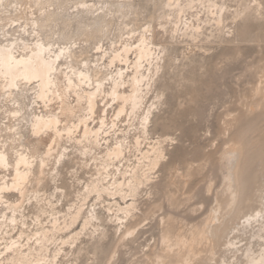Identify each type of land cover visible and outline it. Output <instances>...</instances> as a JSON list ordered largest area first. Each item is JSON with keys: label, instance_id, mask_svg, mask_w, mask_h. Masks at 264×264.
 Wrapping results in <instances>:
<instances>
[{"label": "rangeland", "instance_id": "obj_1", "mask_svg": "<svg viewBox=\"0 0 264 264\" xmlns=\"http://www.w3.org/2000/svg\"><path fill=\"white\" fill-rule=\"evenodd\" d=\"M79 1L63 0V4L72 8ZM160 1L134 0L133 8L126 14L115 10L109 30L99 39L112 51L119 48L127 37H134L135 41L142 29L153 26L162 58L161 68L152 78L143 108L145 115L152 111L148 133H141L143 114L139 117L130 113L124 115L117 128L110 130L109 145L114 146L118 139L125 140L128 155L127 161L110 168L108 181L124 183L123 192L129 195L126 187L128 175L124 176L123 172L137 165L138 150L146 151L160 145L165 157L152 172L146 171L149 181L134 198L129 196L124 200L120 195H104L99 199L94 193L89 194L88 189L99 178L98 170L103 163L101 159L106 145L102 151H97L98 160L95 162L92 159L94 154L80 157L73 149V143H62L71 150V158L61 166L58 176L53 172L45 184L34 185V193L29 196L31 200L26 199L24 208L29 227L26 232L31 236L40 230L41 225L50 228L51 214L56 211L68 215L85 204L80 222L70 231L64 230L56 235L59 243L60 238L67 240L80 232L84 217L90 216L96 207L101 220L95 222L98 230L88 227L82 231L76 245H66L68 255L63 264H248V255L255 257L264 251V234L262 238L255 236L259 224L254 225V230L243 228L248 225L247 218L255 215L259 203L253 204L251 209L242 206L235 207L234 211L226 209L228 195L224 188L225 162L222 160L223 152L231 146V139L236 134L248 131L249 138L260 140V145L264 146V0H215L224 7V22L220 25L210 14L208 0H199L193 9L180 17L184 20L186 15L191 22L202 27L198 34L189 31L188 36H185L184 26L176 19L175 12ZM30 13L29 6H16V3L9 2L0 8L3 24L17 32L25 26ZM88 18L81 17L78 19L80 23L76 21L68 27L59 21L53 29L54 39L67 38L71 43H77V51L82 55L79 64L87 61L91 65H101L100 55L95 54L99 39L97 42L87 41L82 36ZM111 71L105 72L107 79H110ZM28 101L26 105L30 103ZM71 101L75 102L76 98L72 97ZM103 105L101 103L100 112ZM117 108L115 105L109 112L110 127ZM0 115L5 117L6 114ZM72 123L78 124L76 119ZM92 126H96L95 123ZM20 127L28 142H32L28 124L24 122ZM80 134L81 130L75 136L79 138ZM138 138L139 147L136 146ZM54 149L61 151L60 147ZM44 151L45 145L41 147V152ZM260 152L258 148L249 154L248 166L252 168L248 174L257 173L264 195V174L258 171L261 161L256 160ZM254 162L257 164L253 165ZM52 194L56 197L52 199L57 205L54 208L47 201L37 200L47 199L46 195ZM127 202L134 203L132 215L128 218L119 212V206L125 208ZM69 218L66 219L70 224ZM118 219H123L122 225ZM203 230H207L206 240L193 242L195 235ZM13 233V237L18 236V231ZM192 242L195 243L193 248ZM55 248L50 245L51 252Z\"/></svg>", "mask_w": 264, "mask_h": 264}, {"label": "bare ground", "instance_id": "obj_2", "mask_svg": "<svg viewBox=\"0 0 264 264\" xmlns=\"http://www.w3.org/2000/svg\"><path fill=\"white\" fill-rule=\"evenodd\" d=\"M161 1L167 9L175 12L176 19L178 18L181 26H184L182 30L185 36L189 31L192 34L199 33L202 29L200 25L191 22L186 15L184 20L180 18L187 10L193 9L199 0ZM9 2L16 3V6H29L31 13L30 17L26 18L25 26H19L18 32L3 24L0 17V114L3 112L6 114L5 117L0 115V264H63L68 255L66 245L69 243L76 245L82 231L88 227L98 230L99 226H96L95 222L101 220L96 207L92 209L90 216L84 217L80 232L74 233L67 240L60 238L58 243L56 235L64 230L70 231L83 218L85 204L68 215L56 211L51 214L50 228L41 225L40 230L30 236L26 232L29 227L24 202L27 198L31 200L29 196L34 193V185L45 184L53 172L59 175V169L69 159L71 153L66 146H62L63 142L73 143V149H76L80 157L94 154L92 159L95 162L98 160L97 151L106 145V152H101L104 154L103 159L99 157L103 161L99 167L101 169H97L99 178L91 188L88 187L89 194L94 193L99 199L104 195L110 197L120 195L124 200L129 196L133 198L136 196L145 182L149 181L146 171L152 172L156 169L165 157L164 153L159 148L160 145L152 146L146 151L138 150L137 165L128 167L130 171L123 172L124 176L128 175L126 187L130 194L126 195L123 192L124 183L117 181L110 183L108 180L111 177L110 168L115 167L116 163L127 161L128 144L125 140L118 139L114 146H110L108 138L110 130L117 128L120 118L129 113L136 117L143 114L140 119L141 133L143 135L148 133L152 111L149 110L145 115L143 108L152 78L161 68V49L159 43L155 42V29L151 28L153 26H147L139 31L135 41L134 37H127L119 48L112 51L102 45L101 39L106 30H109L114 11L128 13L133 8L134 0H81L72 8L64 6L63 0H2L0 8ZM208 2L210 14L216 17V24L220 25L224 22L223 5H219L215 0ZM84 16L89 17V22L84 26L82 36L87 41H96L101 37L98 40L99 44L95 46V54L100 55L101 65L95 63L91 65L92 63L87 61L79 64L82 55L77 51L79 49L77 43L74 41L71 43L67 38L58 37L56 41L54 39L53 29L58 26L59 21H63L68 27ZM176 23L175 21L177 26ZM109 70L113 71L109 73L110 79H107L106 73ZM72 97L76 98L75 102L71 101ZM27 100L30 101L28 105ZM101 103L104 105L100 112ZM115 105L118 108L110 127L108 115ZM81 111L87 114L79 115ZM75 119L78 124L72 123ZM24 122L29 126L32 142H28L21 132L20 126ZM92 123L96 126H92ZM79 130L81 134L77 138L75 135ZM246 132L234 135L231 139L232 144L230 142L231 146L229 145L222 155L225 162L223 182L228 195L226 209L231 208V211H234L237 206L251 209L253 204L258 202L260 206L256 207L255 215L247 218L248 225L243 228L250 227L254 230L256 227L254 225L258 223L255 236L262 238L264 195L257 173L256 175L253 173L252 176L248 174L252 168L248 166V160L249 154L259 148L261 152L256 160L261 161L258 171L263 175L264 146L260 145V140L253 141L251 137L249 138ZM44 145L45 151L41 152ZM136 146H140V138L136 139ZM55 147L58 149L60 147L61 151L57 152ZM50 165L53 168H50ZM117 171L120 170L117 168ZM62 196L65 197L63 192ZM45 198L47 199L37 200L47 201L52 208L57 206L52 201L56 198L55 194L46 195ZM133 209L134 203L127 202L125 208L119 206V212H123L126 218L132 215ZM67 217H70V224ZM118 220L122 225L123 219ZM16 231L18 236L13 237L12 233ZM206 231L203 230L193 236V242L204 239ZM193 242L191 247L195 244ZM50 245L56 247L53 252L50 251ZM246 254H249L248 250ZM247 257L248 264H264V251L255 257L250 255Z\"/></svg>", "mask_w": 264, "mask_h": 264}, {"label": "snow or ice", "instance_id": "obj_3", "mask_svg": "<svg viewBox=\"0 0 264 264\" xmlns=\"http://www.w3.org/2000/svg\"><path fill=\"white\" fill-rule=\"evenodd\" d=\"M0 2H2V0H0Z\"/></svg>", "mask_w": 264, "mask_h": 264}]
</instances>
